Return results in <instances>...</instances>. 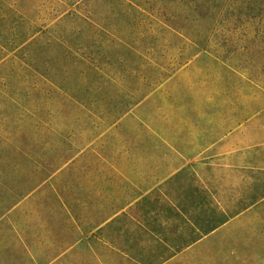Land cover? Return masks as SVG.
Here are the masks:
<instances>
[{
  "label": "rangeland",
  "instance_id": "obj_1",
  "mask_svg": "<svg viewBox=\"0 0 264 264\" xmlns=\"http://www.w3.org/2000/svg\"><path fill=\"white\" fill-rule=\"evenodd\" d=\"M144 1L0 0V264H264V0Z\"/></svg>",
  "mask_w": 264,
  "mask_h": 264
},
{
  "label": "crops",
  "instance_id": "obj_2",
  "mask_svg": "<svg viewBox=\"0 0 264 264\" xmlns=\"http://www.w3.org/2000/svg\"><path fill=\"white\" fill-rule=\"evenodd\" d=\"M115 223L112 222L111 217H108L107 219H105L104 221H102L99 225L94 226L90 229L87 230V233H81L77 236V239L75 242H71L70 244V248L72 246L81 244L86 242L87 244L93 245L95 243V241L98 244H102V246H106L108 247L107 249V253H104L102 257H108L110 256V245L114 244L112 237H111V229L112 226H114ZM50 230V229H49ZM101 231V232H98ZM47 240V246H49V251L50 253L46 254L45 253H41L40 257H63L64 252L62 251V249H60L59 251H56V246L59 245L60 247L62 245H60V243L62 242L61 239H57V237L55 239H51V237L49 236V238L46 236L45 238ZM52 248H54V251L51 250ZM67 250V249H66ZM92 257H96L95 252L92 251L91 255ZM99 257V256H98Z\"/></svg>",
  "mask_w": 264,
  "mask_h": 264
},
{
  "label": "trees",
  "instance_id": "obj_3",
  "mask_svg": "<svg viewBox=\"0 0 264 264\" xmlns=\"http://www.w3.org/2000/svg\"><path fill=\"white\" fill-rule=\"evenodd\" d=\"M78 1V0H77ZM131 1V0H130ZM154 0H150V1H148V0H146V1H144L143 2V4H145L144 6H146L145 7V9H146V11H147V13H149V14H156L155 12H154V7H153V5L151 4L152 2H153ZM151 14V15H152Z\"/></svg>",
  "mask_w": 264,
  "mask_h": 264
}]
</instances>
